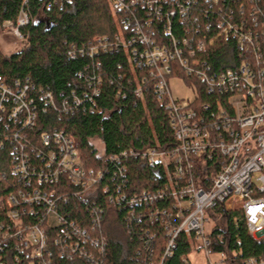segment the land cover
I'll return each mask as SVG.
<instances>
[{
    "label": "built area",
    "instance_id": "2783aa9c",
    "mask_svg": "<svg viewBox=\"0 0 264 264\" xmlns=\"http://www.w3.org/2000/svg\"><path fill=\"white\" fill-rule=\"evenodd\" d=\"M50 1L57 6L72 0ZM108 2L119 20L118 33L111 39L95 38L80 54L123 51L136 81L135 97L142 99L152 89L168 112L177 146L111 156L109 162L121 167L110 176L104 169L88 167L75 141L64 131L34 133L41 112L79 110L85 104L79 96L73 95V104L66 99L60 102L52 92L37 91L29 81L7 82L0 77V150L11 145V174L18 182L15 187L9 182L13 190L0 193V264H54L55 257L102 264L108 244L101 231L102 210L96 203L100 186L109 203L125 208L130 217L141 220L146 216L151 223L164 226L168 233L165 258L174 255L177 239L185 235L201 243L210 264H218L211 262L213 256L226 264L228 254L214 251L211 235L221 229L225 233L217 240L223 243L231 230L223 220L230 213L244 216L253 240L264 239V0ZM197 8L204 10V19ZM174 16L179 17L188 37L176 39ZM29 23L30 15L21 9L17 22L5 21L1 26L4 33L23 41L21 29ZM159 23L167 44L161 39ZM218 41L234 43L237 54L233 57L227 50V65L217 71L204 56ZM184 77L195 92L194 100L175 99L171 93L170 79L185 81ZM100 84L97 78L96 85L90 84L92 95L84 97L92 101L100 94ZM199 85L214 97V105H198ZM135 156L150 168L165 170L162 188L132 191L124 160ZM219 157V171L208 175L207 163L215 164ZM118 175L124 181L115 183L117 194H111L105 177L116 182ZM6 179L0 175V182ZM72 193L86 205L93 203L88 223L60 212ZM138 209L143 212L139 214ZM216 209L222 215L213 213L218 224L208 233L206 225L212 222L208 212ZM244 264H264V256H249Z\"/></svg>",
    "mask_w": 264,
    "mask_h": 264
},
{
    "label": "trees",
    "instance_id": "16d2710c",
    "mask_svg": "<svg viewBox=\"0 0 264 264\" xmlns=\"http://www.w3.org/2000/svg\"><path fill=\"white\" fill-rule=\"evenodd\" d=\"M50 4V0H0V26L5 21L17 22L21 9L28 12L31 20L28 26L21 29L24 40L20 51L5 55L0 48V77L7 82L29 81L37 91H50L60 102L66 99L73 104L75 94L85 103V108L70 113L41 112L40 125L34 133L64 131L75 141L88 167L104 169L110 176L121 167L109 162L111 156L124 151L142 153L175 148L177 143L170 130L168 112L158 102L152 89L142 99L135 97L136 81L128 69L123 51L99 53L98 56L80 54L81 50H88L95 38L111 39L118 33L119 20L111 11L108 0H72L57 6ZM197 9L204 19V10ZM158 26L161 39L167 44L163 25L159 23ZM185 30L179 17H172V33L176 39L188 37ZM227 50L231 56H236L234 43L218 41L204 59L218 71L227 65L224 61ZM72 51H75L74 54ZM97 78L101 79L100 94L93 96L92 101L87 100L84 95H92L90 84L96 85ZM185 82L189 81L185 78ZM199 87L198 105H214V97L206 92L204 86ZM93 107L95 110L92 111ZM95 141L103 146L101 150L95 147ZM34 144L37 145L36 139ZM221 161L219 157L215 164L208 162L206 173H217ZM11 164V145L8 144L0 150V175L8 178L0 182V193L7 194L13 190L8 186L9 182L14 187L18 183L12 177ZM124 164L128 167V181L133 184V192L154 191L163 187L166 172L160 166L150 168L140 156L125 159ZM115 181L106 176L104 183L109 184L110 193L116 195L115 183L122 184L124 178L118 175ZM102 187L98 188L99 199L96 202L102 210L101 231L108 244L102 264H192L189 260L194 245L192 239L180 235L174 255L165 258L168 233L164 226L151 223L146 216H142L141 220L130 217L128 210L109 203ZM92 206V202L86 205L72 193L71 201L63 203L60 212L65 217L81 218L82 222L88 223V210ZM138 211L139 214L143 212L141 209ZM221 211L215 210L218 214ZM225 221L231 230L225 234L223 243L217 240L219 234L225 233L219 228L213 231L211 239L215 252L225 251L228 254L226 264H244L249 256H264V239L257 242L248 236L242 214L230 213ZM53 261L54 264H88L82 260L68 261L59 257Z\"/></svg>",
    "mask_w": 264,
    "mask_h": 264
},
{
    "label": "rangeland",
    "instance_id": "374dc122",
    "mask_svg": "<svg viewBox=\"0 0 264 264\" xmlns=\"http://www.w3.org/2000/svg\"><path fill=\"white\" fill-rule=\"evenodd\" d=\"M22 47L23 41L18 40L10 33H4L2 30V26H0V48L5 55L16 53L17 51H20ZM169 87H171L170 90L175 99L191 101L195 98V92L184 80L170 79ZM95 145V147H97L99 150H101V148L103 147L101 146L99 141H95ZM213 213L216 214V217L222 215L216 213L215 211L208 212L209 218L212 220V222L206 225V231L208 233L212 231L213 228H216L215 226L218 224V221H216V219L213 217ZM221 218L222 217L217 218V220H220ZM224 222L225 221H223V223ZM200 247L201 243L196 241L193 245V250L189 255L190 262L192 264H210V260H208L204 251L200 249ZM211 262L222 264L219 262L217 256H213L211 258Z\"/></svg>",
    "mask_w": 264,
    "mask_h": 264
}]
</instances>
